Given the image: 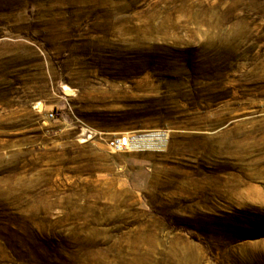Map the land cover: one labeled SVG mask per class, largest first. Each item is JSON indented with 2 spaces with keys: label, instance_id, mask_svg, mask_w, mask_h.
Wrapping results in <instances>:
<instances>
[{
  "label": "rangeland",
  "instance_id": "obj_1",
  "mask_svg": "<svg viewBox=\"0 0 264 264\" xmlns=\"http://www.w3.org/2000/svg\"><path fill=\"white\" fill-rule=\"evenodd\" d=\"M0 264H264V0H0Z\"/></svg>",
  "mask_w": 264,
  "mask_h": 264
},
{
  "label": "built area",
  "instance_id": "obj_2",
  "mask_svg": "<svg viewBox=\"0 0 264 264\" xmlns=\"http://www.w3.org/2000/svg\"><path fill=\"white\" fill-rule=\"evenodd\" d=\"M59 115V112L52 111L46 117L47 119H54ZM155 139L159 143L169 142L170 131L168 129H151L141 132H124L111 137L106 145L112 153H123V152H141V151H164L161 146L155 147L152 150L138 145V140L141 138Z\"/></svg>",
  "mask_w": 264,
  "mask_h": 264
},
{
  "label": "bare ground",
  "instance_id": "obj_3",
  "mask_svg": "<svg viewBox=\"0 0 264 264\" xmlns=\"http://www.w3.org/2000/svg\"><path fill=\"white\" fill-rule=\"evenodd\" d=\"M65 91H69V89H68V87H65V89H64Z\"/></svg>",
  "mask_w": 264,
  "mask_h": 264
}]
</instances>
